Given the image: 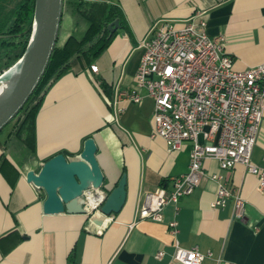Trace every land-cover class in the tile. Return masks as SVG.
<instances>
[{
    "label": "crops",
    "instance_id": "1",
    "mask_svg": "<svg viewBox=\"0 0 264 264\" xmlns=\"http://www.w3.org/2000/svg\"><path fill=\"white\" fill-rule=\"evenodd\" d=\"M90 1L119 5L128 31L118 33L94 62L97 72L74 69L46 93L36 118L34 163L7 148L9 132L0 138V264H69L71 254L73 264H176L175 242L198 248L207 256L202 264H264V192L243 165L223 171L216 160H206L199 187L168 204L161 223L137 220L146 194L164 182L170 190L171 180L188 171L191 146L170 151L163 139L152 138L154 102L146 91L140 104L120 98L133 90L141 41L159 23L183 27L201 18L209 35L224 37L236 70L264 62V0ZM90 137L98 146L106 192L127 176L122 210L100 229L85 215L45 214L46 193L25 176L57 154L79 156ZM252 160L264 168V114ZM213 174L246 201L243 219L234 217L232 201L223 209L212 208L218 187ZM173 220L176 236L169 227ZM159 252H164L162 259L156 257Z\"/></svg>",
    "mask_w": 264,
    "mask_h": 264
},
{
    "label": "built area",
    "instance_id": "2",
    "mask_svg": "<svg viewBox=\"0 0 264 264\" xmlns=\"http://www.w3.org/2000/svg\"><path fill=\"white\" fill-rule=\"evenodd\" d=\"M140 47L143 55L135 86L120 98L140 104L146 91L154 102L152 138L163 139L170 151H179L185 144L191 150L188 171L171 180L170 190L160 186L146 194L137 220L161 223L168 204L178 203L199 187L209 159L223 171L243 165L258 178V188L264 192V168L252 160L264 114V62L236 70L225 51L224 37L209 35L201 18L183 27L156 24ZM92 71L97 72V67L92 66ZM210 178L218 184L212 208L223 209L232 201L234 217L243 219L246 201L221 175ZM85 197L89 215L100 213L106 193L87 191ZM112 220L109 217L106 225ZM169 227L176 236L178 222L173 220ZM156 257L162 259L164 252ZM206 257L198 248L185 249L175 242L172 261L176 264H202Z\"/></svg>",
    "mask_w": 264,
    "mask_h": 264
},
{
    "label": "water",
    "instance_id": "3",
    "mask_svg": "<svg viewBox=\"0 0 264 264\" xmlns=\"http://www.w3.org/2000/svg\"><path fill=\"white\" fill-rule=\"evenodd\" d=\"M64 0H35V16L28 46L22 57L0 78L18 75L9 95L0 102V133L25 106L47 69L58 41L63 18ZM108 29L113 34L121 29L115 21ZM51 85L44 90L49 91ZM98 146L94 138L84 142V149L77 157L60 153L45 161L40 169L26 172V181L44 190L45 214L85 215L87 222L98 229L106 226L107 219L122 210L127 198V176L124 174L110 193L105 190V176L97 159ZM104 191L105 200L100 213L89 215L85 192Z\"/></svg>",
    "mask_w": 264,
    "mask_h": 264
},
{
    "label": "trees",
    "instance_id": "4",
    "mask_svg": "<svg viewBox=\"0 0 264 264\" xmlns=\"http://www.w3.org/2000/svg\"><path fill=\"white\" fill-rule=\"evenodd\" d=\"M65 14L72 19V31L63 43L59 34L37 88L19 114L1 132L10 128L7 148L24 154L27 164L34 163L36 158V118L46 87H52L74 69L92 70L94 62L108 49L117 34L128 31L123 10L110 1L64 0L63 18ZM34 16L35 0H0V75L24 54L31 37ZM117 20L121 29L112 34L108 27ZM100 86L105 91L108 89L103 83ZM2 158L7 161L4 155ZM167 184L164 182L160 186L166 187ZM73 262L71 254L69 264Z\"/></svg>",
    "mask_w": 264,
    "mask_h": 264
},
{
    "label": "bare ground",
    "instance_id": "5",
    "mask_svg": "<svg viewBox=\"0 0 264 264\" xmlns=\"http://www.w3.org/2000/svg\"><path fill=\"white\" fill-rule=\"evenodd\" d=\"M18 75L0 78V102L4 100L13 89Z\"/></svg>",
    "mask_w": 264,
    "mask_h": 264
},
{
    "label": "rangeland",
    "instance_id": "6",
    "mask_svg": "<svg viewBox=\"0 0 264 264\" xmlns=\"http://www.w3.org/2000/svg\"><path fill=\"white\" fill-rule=\"evenodd\" d=\"M72 31V19L68 14H65L63 18L62 27L60 30V42L63 43L65 39L69 36ZM10 128L6 129L3 134L0 135V138H4L6 134L9 132Z\"/></svg>",
    "mask_w": 264,
    "mask_h": 264
}]
</instances>
